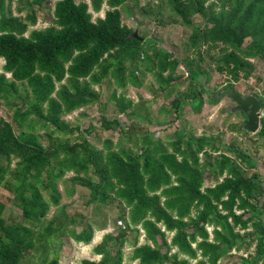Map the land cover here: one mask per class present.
I'll return each instance as SVG.
<instances>
[{
	"label": "trees",
	"instance_id": "16d2710c",
	"mask_svg": "<svg viewBox=\"0 0 264 264\" xmlns=\"http://www.w3.org/2000/svg\"><path fill=\"white\" fill-rule=\"evenodd\" d=\"M46 1L16 0L14 9L13 0H0V104L9 108V117H0V191L22 213L19 224L9 223L0 202V264H31L34 251L44 252L42 264H58L64 243L89 244L109 220L116 233L93 249L100 260L81 264H123L127 244V259L137 264H264V118L254 135L245 130L240 104L224 109L245 116V124L232 128L251 142L246 150L223 144L220 135H195L184 120L188 108L198 115L205 103L243 98L236 85L255 80L253 60L264 63V0H145L144 6L142 0H59L45 15L51 25L31 30L39 13L50 12ZM153 2L158 23L164 5L173 23L189 32L171 52L162 50L176 55L166 75L148 54L162 40L123 20L124 13L150 18ZM104 6V18L93 21ZM148 71L161 95L152 88V100L142 93L129 99V87L143 88ZM215 75L226 78L223 90L212 86ZM250 90L264 116V96ZM161 97L163 120L151 113ZM113 103L144 123L108 117ZM95 104L100 127L115 132L117 142L98 138L97 147L86 136L93 127L81 132L65 119ZM153 124L156 131L148 129ZM176 124L173 141L155 138ZM205 170L222 181L205 186ZM63 179L67 197L86 191L81 200L90 214H67L58 188Z\"/></svg>",
	"mask_w": 264,
	"mask_h": 264
},
{
	"label": "rangeland",
	"instance_id": "374dc122",
	"mask_svg": "<svg viewBox=\"0 0 264 264\" xmlns=\"http://www.w3.org/2000/svg\"><path fill=\"white\" fill-rule=\"evenodd\" d=\"M59 0H49L46 1V7L50 8V12L47 11L39 13L38 23L36 26L31 27V30L34 29H45L46 27H49L51 24L48 22V18L45 15H52L55 2ZM76 3H80L81 1L86 2L89 4L90 0H75ZM146 3L145 0L141 1V6H144ZM16 0H13V8L15 9ZM153 15L150 18H147L148 16L140 19L139 15L137 16H131L128 13L123 14V20L124 23L127 24L128 27L132 28L133 30H136L137 33L140 32L144 34L146 37H155L160 40H162V43H159L156 50L151 52L150 49H148V54L152 56L156 62H159V64L162 67H165V70L163 71L166 75L168 71L172 68V62L174 60V57L176 58V55L172 53V55H168L166 53H163V51L169 53L170 47L172 45L179 44L180 40H184L188 35L185 31L184 27H181L175 23L169 18V10L166 6L162 5L159 9V15L158 17L163 22V24H160L156 21V2H153ZM109 9L104 6L102 7V10L98 14L92 13L93 21L97 18H104L106 11ZM131 11L137 13L138 8L132 7ZM91 13V12H90ZM24 16L26 13L23 14ZM201 19H198L197 22H200ZM139 23V27L137 28V24ZM170 45V46H169ZM167 50V51H166ZM169 51V52H168ZM174 52V50H173ZM253 62L256 65V72L255 77L253 81L250 82V84L247 83H240L236 85V92L240 93L243 97L241 101L249 100L251 99V90L253 89L254 92H259L264 96V63L260 60H253ZM5 64V61L3 59L0 60V75L3 74V66ZM182 68V66H181ZM8 79H11L9 75H7ZM145 83L144 87L140 89H135L133 86L129 87V90L126 92V96L134 101L138 100V93H142L144 96V99H150L152 100L157 94L152 91V88H154L157 92L159 89V83L158 78H156L151 72H146L144 75ZM214 83L212 86L214 87L215 84L220 85L219 90H223L225 88V77H221L219 75H215ZM260 81V85H257V81ZM115 82V81H114ZM186 86V85H184ZM184 86H182V89H184ZM117 88V83L115 82L113 84V89ZM98 90V88H96ZM100 89V87H99ZM118 93H122V89L118 90ZM161 95V92H158ZM159 95V96H160ZM236 99V98H235ZM165 98L161 97L159 98L156 103L151 108V113L156 116L158 119H165L164 116L159 115V108L164 104ZM236 104H238L237 99L232 101L230 98H224V100L219 105H211L209 103H205L203 108L201 109V112L198 115H195L191 112V110L188 108L185 111V124L187 129L194 130L195 135H200L201 133L205 134H214L218 137L220 135V140H222V143L225 145H229L231 143H234L235 147H240L246 150L247 146H251V142L248 140V138H245L244 132L241 134L237 130H234L232 128L233 125H242L243 123H246L245 116L240 111H235L233 115H230L228 111L230 108L234 107L232 110L235 109ZM8 106L0 104V117L7 116L8 113ZM231 110V111H232ZM108 117H119L120 123L123 125H130L132 123H144L141 119L137 117H128L125 114L123 115L117 110V107L115 104H111L106 112ZM101 110L100 106L98 104H95L90 107L82 108L68 116L65 117V119L72 123L73 127H79L81 132L85 131L87 129H90L93 127L90 133H86L87 138L94 142L93 144L97 147H101V144L97 142V139H112L113 141L117 142V134L113 132L112 130H105L104 128H101ZM263 114V113H262ZM169 121L170 118H167ZM155 125L153 124L148 127L151 131H156ZM176 125L172 127H168L167 130L159 131L155 133V138L160 139L162 142H169L173 141L172 134L176 131ZM218 127V128H217ZM203 131V132H202ZM39 133H44V131H40ZM250 133V132H248ZM252 134V133H251ZM78 135V132L76 133V136ZM255 135V134H254ZM219 139V138H218ZM254 150V149H253ZM253 150H250V153H254ZM264 156V150L259 151ZM73 172H68L66 174V178L68 179L71 177ZM204 174L205 181H207V185H212V183H220L222 179H217L214 177H211L209 174V171L205 170L202 172ZM59 181L58 188L60 189V192L63 195L62 204H68L70 207L68 208L67 214L69 216L73 215L75 212L82 213L84 215L90 214L92 207H85L83 205V201L81 200V196L86 193V191H83L81 189H78V192L74 194L72 197H67L65 193V188H68L64 184V180ZM70 184V183H69ZM71 185V184H70ZM88 198V197H85ZM84 198V200H85ZM0 202L3 203L6 206V210L3 213V218L7 220L9 223L19 224L22 218L21 210L18 209L15 206H12V204L9 202V195L1 189L0 191ZM56 212V208H51L50 213L48 214V218L50 219L53 214ZM116 209L113 207H110L108 209V216L111 219H114L115 217ZM26 225L28 227H31L30 222H26ZM116 227L113 225V221H108V227L105 230H95L92 240L89 244L85 245L83 243H77L73 240H70L69 243H64L59 250V259L58 264H81L84 260L89 261H96L98 262L100 260V255H96L94 252V248L99 245L102 241V238L105 237V235L109 233H116ZM115 231V232H114ZM142 231V230H141ZM213 229H210V232H212ZM144 235H141V239H139V244L142 243V238ZM57 247V242H56ZM125 250V261L123 264H137V262H131L127 259V256H129L131 252V248H129V245L127 244L124 248ZM176 250V249H175ZM174 250V251H175ZM32 252V251H31ZM31 264H42L43 258H44V252L43 251H37L35 254L31 256ZM36 258V259H35ZM38 259V260H37ZM227 262L226 259L222 260V263ZM28 264V261L25 262Z\"/></svg>",
	"mask_w": 264,
	"mask_h": 264
},
{
	"label": "water",
	"instance_id": "95a60500",
	"mask_svg": "<svg viewBox=\"0 0 264 264\" xmlns=\"http://www.w3.org/2000/svg\"><path fill=\"white\" fill-rule=\"evenodd\" d=\"M135 32V36H136ZM237 102L239 105V109L242 112H244L246 118H247V124L245 125V130L256 134L257 132H260L261 130V104L257 99L251 98L247 99L245 101H241L237 99Z\"/></svg>",
	"mask_w": 264,
	"mask_h": 264
},
{
	"label": "crops",
	"instance_id": "0c3cea01",
	"mask_svg": "<svg viewBox=\"0 0 264 264\" xmlns=\"http://www.w3.org/2000/svg\"><path fill=\"white\" fill-rule=\"evenodd\" d=\"M263 113V112H262ZM261 118L263 119L264 118V116H263V114H261ZM262 121V120H261Z\"/></svg>",
	"mask_w": 264,
	"mask_h": 264
}]
</instances>
